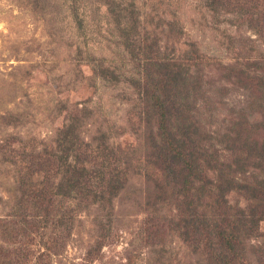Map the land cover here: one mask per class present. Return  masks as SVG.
Instances as JSON below:
<instances>
[{
    "label": "rangeland",
    "instance_id": "1",
    "mask_svg": "<svg viewBox=\"0 0 264 264\" xmlns=\"http://www.w3.org/2000/svg\"><path fill=\"white\" fill-rule=\"evenodd\" d=\"M132 1L140 11L137 8L132 13ZM111 2L0 0V244L4 247L0 249V264L41 261L40 251L34 247L43 241L39 230L23 236L19 230V227L24 230L23 224L19 225L17 219L9 221L22 202L12 150L17 153L34 150V154L42 155L46 149H53L62 142L64 134L60 135V129L69 115L76 113L81 122L77 133L81 136L91 139L105 132L115 149L127 147L124 152L129 154L133 148L138 151L136 156L143 155L148 124L146 100L141 97L138 85L144 82L146 62L143 54H138L139 42L127 46L123 35L135 19L141 25L139 31H146L158 60L168 57L175 68L186 57L197 59L200 64L204 61L202 66L211 86L231 89L226 97L229 102L247 99L251 103L257 97L258 103L264 104V92L250 89L246 90L247 97L241 96L249 81L236 75L240 69L249 70V57L254 58L261 51L264 56V40L247 27L248 19L229 10L216 13L203 0ZM247 7L263 12L264 0L245 4L246 12L250 13ZM207 95L213 107L218 106L215 113L220 120L231 116L216 89L207 91ZM203 111L207 112L206 107ZM237 112H232V116ZM248 114L251 119H264V110L257 111L256 107L248 108ZM152 121L155 123L154 118ZM126 160L131 166L138 165L141 159L126 155ZM40 174L43 172L35 174V178ZM247 175L250 181L254 176L260 178L256 169L249 170ZM152 190L153 182L145 175L129 176L127 188L114 200L115 222L112 227L105 226L112 234L102 241L101 228L98 230L92 223L98 213L96 205L87 212L78 209L76 228L69 233L54 229L71 237L59 248V254L54 253L56 248H48L51 264H201L206 255L193 252L178 233L168 229L172 206L155 214V209L146 204ZM231 197L244 205L247 200L234 193ZM68 203L66 200L65 205ZM53 214L56 215L55 208H51ZM147 218L155 219L151 226L155 234L151 238L153 245L140 238L139 227ZM13 227L16 230L12 231ZM260 231L264 232V221L260 223ZM24 243L32 247L21 248ZM171 254L175 258L169 257Z\"/></svg>",
    "mask_w": 264,
    "mask_h": 264
},
{
    "label": "trees",
    "instance_id": "2",
    "mask_svg": "<svg viewBox=\"0 0 264 264\" xmlns=\"http://www.w3.org/2000/svg\"><path fill=\"white\" fill-rule=\"evenodd\" d=\"M203 2L216 13L228 10L235 15L239 13V17L248 19L247 27L264 40V11L247 7L250 13L246 12L245 4L254 0ZM130 4L133 13L138 7L135 1ZM110 8L114 10V6ZM130 25L123 31L126 45L139 42L138 54H143L146 62L144 82L138 85L147 110V147L143 155L136 156L138 151L133 148L129 154L124 152L127 147L115 149L105 132L91 139L81 136L77 133L80 119L76 113L69 115L60 129V135L64 134L62 142L53 149H46L42 155L34 154V150L18 153L12 150L22 202L10 214L9 221L17 219L19 225L23 224L24 230L19 227L23 236L39 230L43 241L34 246L40 251L41 261L37 263L51 264L48 248H56L54 253L59 254V248L71 237L56 231L62 229L64 233L63 230L76 228L78 209L87 212L96 205L98 213L92 223L98 230L101 228L99 240L112 234L105 226L112 227L115 222L114 200L127 188L129 176L138 173L153 182L146 204L155 209V214L172 206L167 227L171 233H178L193 252L206 255L201 264L203 260L205 264H264V232L260 231V223L264 221V119H251L248 114L250 107L263 112L264 104L258 103L256 96L251 103L247 99L229 102L226 97L231 89L211 86L202 66L204 61L200 64L197 59L186 57L175 68L168 57L158 60L146 31H139L137 19ZM255 56L248 58V71L240 69L236 74L249 81L241 93L243 98L247 97L246 90L264 92V56L262 51ZM229 71L233 74V69ZM215 89L222 95V105L231 111V116L222 120L215 113L218 106L213 107L207 95V91ZM202 99L206 100L201 102ZM232 112L238 114L232 116ZM126 155L141 160L138 165L129 166ZM251 169L259 170L260 178L254 176L250 181L247 174ZM38 172L43 174L35 178ZM233 193L246 197L245 205L233 199ZM51 208H55L57 219L51 215ZM154 221L147 218L139 227L141 241L150 245H153L151 238H155L151 230ZM50 227L53 229L49 230ZM165 244L166 240L162 245ZM22 247L32 246L24 243ZM3 248L0 244V249Z\"/></svg>",
    "mask_w": 264,
    "mask_h": 264
}]
</instances>
